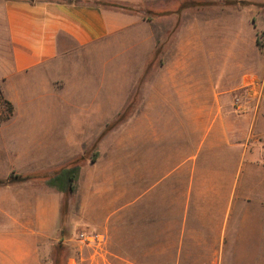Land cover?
Returning a JSON list of instances; mask_svg holds the SVG:
<instances>
[{
  "label": "crops",
  "instance_id": "crops-1",
  "mask_svg": "<svg viewBox=\"0 0 264 264\" xmlns=\"http://www.w3.org/2000/svg\"><path fill=\"white\" fill-rule=\"evenodd\" d=\"M149 21L127 9L77 0H0L2 88L12 99L25 91L67 98L68 91L86 89L91 82L83 78L93 75L89 74L95 62L79 56L98 51L116 38L131 41L137 28H145L140 40L149 43V54L163 49L164 42L160 44L156 35L146 30ZM189 24L187 33L173 34L169 50L177 52V58L168 81L158 83L167 99L172 96L177 101L171 114L183 122L186 119V123H172L166 137L186 138V145L178 144L175 152L180 156L173 161V168L160 171L161 134L156 127L155 181L142 188L140 200L155 190L162 211L164 195L168 200L171 192V216L178 226L175 264H264V91L250 92L240 113L225 103L228 93L243 89L236 94L243 96L250 83L259 82L264 90V79L243 76L239 67L229 79L226 63L219 64L217 77L210 68L196 77L192 52L204 50V46L196 43L195 27ZM254 29L258 48L257 32L264 27L257 23ZM5 127L8 125L0 124L1 142ZM86 127L57 122L24 124L9 136L10 157L4 158L0 145V163L9 164L7 175L35 173L36 148L57 150L59 142L72 139L69 130ZM146 160L151 162L152 155ZM166 161L168 164L170 157ZM56 170L51 168L43 175ZM60 192L51 194V189L37 188L32 181L0 186V264H40L37 241L59 226ZM131 204L127 198L125 211Z\"/></svg>",
  "mask_w": 264,
  "mask_h": 264
},
{
  "label": "rangeland",
  "instance_id": "rangeland-1",
  "mask_svg": "<svg viewBox=\"0 0 264 264\" xmlns=\"http://www.w3.org/2000/svg\"><path fill=\"white\" fill-rule=\"evenodd\" d=\"M218 1L141 0L137 4H123L128 11L150 20L146 30L156 35L160 44L164 42V48L149 54V43L140 40L145 28H137L131 33V41L116 38L98 51L79 56L95 62L89 74L93 75L83 78L91 81L88 88L68 91L67 98L25 91L12 99L0 81V124L8 125L4 140L0 141L4 158L10 157L9 136L24 124L87 125L85 130H69L72 139L59 142L57 150H35L38 174L60 169L75 160L82 165L76 190L60 192L58 228L37 241L40 264H55L56 258L57 264H175L178 226L171 216V192L168 200L164 195L162 211L158 209L155 190L140 200L142 188L155 181L156 127L161 134L160 171L173 168V161L180 156L175 152L178 144L185 146L187 141L166 137L173 129L172 123L183 121L171 114L178 105L176 99H167L158 88L161 81L170 78L177 58V52L169 50L173 34H185L188 24L194 25L195 41L204 46V50L192 52L196 77L209 68L217 77L219 64L226 63L229 79L237 67L242 69L243 76L258 75L264 79V49L254 43V26L258 23L264 27V0H222L229 6L214 5ZM168 86L170 90L171 83ZM240 92L243 89L226 95L225 103L231 109ZM147 155H152L151 162L146 160ZM8 165L0 163L1 176L8 174ZM32 182L37 188L51 189V194L58 190L48 187L42 179ZM127 198L132 204L125 211ZM81 231L99 233L101 240L86 244L79 238ZM58 243L63 247L58 248Z\"/></svg>",
  "mask_w": 264,
  "mask_h": 264
},
{
  "label": "trees",
  "instance_id": "trees-1",
  "mask_svg": "<svg viewBox=\"0 0 264 264\" xmlns=\"http://www.w3.org/2000/svg\"><path fill=\"white\" fill-rule=\"evenodd\" d=\"M77 1H84V0H77ZM245 3L246 2L243 1V4ZM91 4H95L97 6H102V7L111 6V7H116V8L127 9V7L124 6L123 4L107 2L104 0H93V3ZM248 4L256 5L253 2H249ZM214 5L229 6L228 3L222 2V0L216 2ZM253 20L254 22H256L255 21L256 18H254ZM257 44H258L259 49H262V50L264 49V31L257 32ZM127 109H129V106L125 108V111H127ZM81 170H82V165L78 162V160H75L70 165L64 166L49 175H43V174H38V173L19 174V173L12 172L5 177H0V186H7L13 183H23V182L42 179L43 182L46 183L47 185L53 186L63 193H67V192H72L76 190L77 182L80 178ZM63 234H64V230L61 229L60 235H63ZM59 247L60 248L63 247L62 243H58V248ZM58 261H59L58 258H56L55 264H57Z\"/></svg>",
  "mask_w": 264,
  "mask_h": 264
},
{
  "label": "built area",
  "instance_id": "built-area-1",
  "mask_svg": "<svg viewBox=\"0 0 264 264\" xmlns=\"http://www.w3.org/2000/svg\"><path fill=\"white\" fill-rule=\"evenodd\" d=\"M257 83V84H256ZM256 83H250L248 86H246V92L245 94L242 95H238L235 97L234 99V108L235 110L240 113L244 110L245 108V100H247V96L250 92H253L255 90H258L260 92H263V86L260 85L259 82H256ZM254 86H259L257 88H253ZM259 92V93H260ZM260 100V99H259ZM79 238L80 240H82L84 243L86 244H90L91 242H94L96 240L100 241L101 240V235L99 233H93V232H88V231H81L79 233Z\"/></svg>",
  "mask_w": 264,
  "mask_h": 264
}]
</instances>
